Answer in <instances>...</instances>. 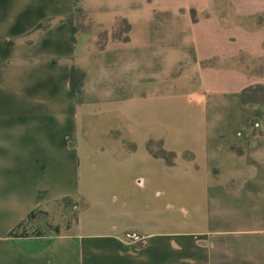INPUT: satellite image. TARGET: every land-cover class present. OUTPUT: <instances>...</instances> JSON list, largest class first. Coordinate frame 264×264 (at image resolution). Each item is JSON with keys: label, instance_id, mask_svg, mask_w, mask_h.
Wrapping results in <instances>:
<instances>
[{"label": "crops", "instance_id": "0c3cea01", "mask_svg": "<svg viewBox=\"0 0 264 264\" xmlns=\"http://www.w3.org/2000/svg\"><path fill=\"white\" fill-rule=\"evenodd\" d=\"M76 6L0 0V264H264V0ZM64 198L70 230L8 236Z\"/></svg>", "mask_w": 264, "mask_h": 264}, {"label": "rangeland", "instance_id": "374dc122", "mask_svg": "<svg viewBox=\"0 0 264 264\" xmlns=\"http://www.w3.org/2000/svg\"><path fill=\"white\" fill-rule=\"evenodd\" d=\"M124 25L120 22L115 31V35H119V32L123 30ZM89 28L90 26L85 23L84 18L78 14H75L72 18V28L76 31L79 29ZM100 40L104 37L103 33H100ZM78 38V43L81 37ZM262 98L261 92L257 90L251 91L247 95V99ZM78 209V203L74 200H60L52 204V206L40 210L34 217L28 219L19 231H26L32 233L34 231L49 232L48 226L51 228H58L60 232L68 231L76 221V213Z\"/></svg>", "mask_w": 264, "mask_h": 264}, {"label": "trees", "instance_id": "16d2710c", "mask_svg": "<svg viewBox=\"0 0 264 264\" xmlns=\"http://www.w3.org/2000/svg\"><path fill=\"white\" fill-rule=\"evenodd\" d=\"M77 0H74V5H75V10H74V15L78 14L81 17L84 18L81 10L76 6ZM74 15L71 18H68L67 20L72 23V18L74 17ZM126 29H128V24L125 21L121 22ZM76 30L74 28H72V33H75ZM127 39V38H125ZM84 80H85V73L84 71H82L81 69L75 67L72 65L71 70H70V89L76 99V102L78 104L83 102V86H84ZM253 90H257L259 92H261L262 94V98L258 99V98H252V99H247V95L253 91ZM242 99L244 100V102H248L251 100L254 101H263L264 100V87L257 85L253 88H250L248 90V93L244 92L242 95ZM155 155H159L163 158H165L168 163H171V159L174 157L173 153L170 152H166L163 149H160L157 153H154ZM62 200H71L70 198H64ZM40 210H35L33 212H31L24 221H22L14 230H12L11 232H9L8 236L10 237H14V236H18V235H26V234H30L26 231H19V229L23 226V224L30 218L34 217L36 213H38ZM49 229V233H53V234H58L60 233L58 228H51L48 226ZM44 233H48V232H41V231H34L31 234H36V235H40V234H44Z\"/></svg>", "mask_w": 264, "mask_h": 264}]
</instances>
